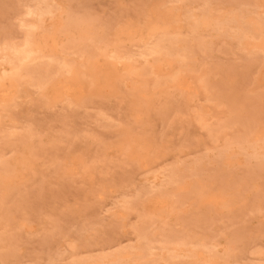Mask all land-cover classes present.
Segmentation results:
<instances>
[{
    "label": "rangeland",
    "instance_id": "obj_1",
    "mask_svg": "<svg viewBox=\"0 0 264 264\" xmlns=\"http://www.w3.org/2000/svg\"><path fill=\"white\" fill-rule=\"evenodd\" d=\"M28 35L43 54L0 88V264H264V0H0V72Z\"/></svg>",
    "mask_w": 264,
    "mask_h": 264
},
{
    "label": "bare ground",
    "instance_id": "obj_2",
    "mask_svg": "<svg viewBox=\"0 0 264 264\" xmlns=\"http://www.w3.org/2000/svg\"><path fill=\"white\" fill-rule=\"evenodd\" d=\"M192 12H194V11H192ZM192 15L194 14V13H191ZM191 15H189V17H190ZM194 16V15H193ZM193 16H191V17H193ZM195 18H193V20H194V22L192 23V25H193V27L195 26L196 28H198V27H201V26H205L207 23H210L209 21H210V17H211V13H210V10H208V9H205V11L204 12H200V14L199 15H195L194 16ZM226 17V16H225ZM226 19V18H225ZM222 20V22L224 23L225 21H227V20H225V21H223V19H221ZM220 20V17H219V19H217L216 20V22H217V24H219L218 22L219 21H221ZM229 20L231 21V22H239L240 20H241V17L240 16H237V15H234L233 17H231V18H229ZM229 20H228V22H229ZM222 22H220V23H222ZM227 22V23H228ZM230 23V22H229ZM160 24H162V23H160ZM157 25V24H156ZM90 22H88V21H84V22H82V21H80V22H76L75 23V27H74V29H76L77 30V32H80V33H83V32H86L90 27ZM226 26H228V24L226 25ZM240 26V25H239ZM158 27V26H157ZM231 27H234V26H231ZM240 27H242V26H240ZM154 29V28H153ZM169 29V28H168ZM164 30H166V28H164ZM240 30V31H239ZM238 31L239 32H241L242 33V37L243 36H245L247 33H250L251 34V32H253L254 34H255V31L257 30V29H252L250 32L248 31H245V32H242L243 31V29H239ZM75 31V30H74ZM177 33H179L177 30H175ZM175 31L174 32H172V33H170L171 32V30H170V32H163V30H162V32L165 34H163V36L160 38V41L158 42L157 41V43L155 44V47L152 49V52H161L162 50L163 51H165L166 52V54H172L173 52H174V47H175V44H177V43H179L181 40L179 39L180 37H179V34H177V33H175ZM76 32V31H75ZM239 32H237L238 34H239ZM170 33V34H169ZM173 33H175V35L173 34ZM236 33V32H235ZM240 33V34H241ZM244 34V35H243ZM161 35V34H160ZM169 35V36H168ZM179 37V38H178ZM37 38V37H36ZM41 38V37H40ZM38 40H39V38H38ZM42 40V39H41ZM45 41V40H44ZM44 41H43V43H44ZM165 42V43H164ZM183 43H185V40L184 41H182ZM187 42V41H186ZM38 42L34 39V38H32V36L31 35H28V37L26 38V40H25V42H24V44H23V46L20 48V47H13L12 48V50H13V54H15L14 55V57L15 58H10L9 59V64L8 65H10L9 67V69H6L4 72H0V83L2 82V85L0 84V88H2V86L4 85L3 84V80L4 79H6V78H12L14 75H16V73L18 74V70L19 69H21L20 68V64L24 61V60H26L29 56H31L33 53H35V52H40L41 54H43V52H42V49H40V47H37V44ZM42 43V44H43ZM44 45H46V42H45V44ZM44 45H42L43 47H45ZM181 45V44H180ZM41 46V48H43ZM181 47H184V46H181ZM48 48V47H47ZM44 49H46V48H44ZM49 49V48H48ZM52 49V48H51ZM44 51V50H43ZM49 51V50H48ZM162 51V52H163ZM113 53V52H112ZM121 56V55H120ZM119 56V57H120ZM109 57V56H108ZM113 57V56H112ZM116 57V56H115ZM95 59H97L96 57H94ZM118 58V57H117ZM15 59V60H14ZM18 62H21V63H18ZM160 65V64H159ZM38 70V73H41V68L40 69H37ZM66 72H67V76L68 77H66V83L68 82L69 83V80H71V79H74V77H76L77 76V74L80 72L79 71V69H78V65H74V64H71V65H67L66 64ZM20 71V70H19ZM162 72V71H161ZM69 74V75H68ZM65 76V75H64ZM61 79V78H60ZM78 79V78H77ZM14 80V79H13ZM13 80H12V82H13ZM59 81V80H58ZM57 81V82H58ZM65 81V80H64ZM63 81V82H64ZM9 82V81H8ZM183 82V81H182ZM55 83V82H54ZM61 85V84H60ZM66 85V84H65ZM5 86V85H4ZM50 87V86H49ZM71 88H70V86H66V88H65V90H66V93H67V91H69ZM8 90V89H7ZM45 90V89H44ZM1 92V91H0ZM63 92V91H62ZM4 97V96H3ZM221 157V156H220ZM199 253H195L194 255H193V261L191 262V264H195L194 263V261L196 262V260H199ZM201 256V255H200ZM117 257V256H116ZM120 258H122V257H119V259Z\"/></svg>",
    "mask_w": 264,
    "mask_h": 264
}]
</instances>
